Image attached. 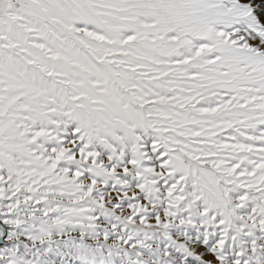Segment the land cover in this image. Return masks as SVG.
Masks as SVG:
<instances>
[{"label": "snow or ice", "instance_id": "snow-or-ice-1", "mask_svg": "<svg viewBox=\"0 0 264 264\" xmlns=\"http://www.w3.org/2000/svg\"><path fill=\"white\" fill-rule=\"evenodd\" d=\"M0 264H264V0H0Z\"/></svg>", "mask_w": 264, "mask_h": 264}]
</instances>
